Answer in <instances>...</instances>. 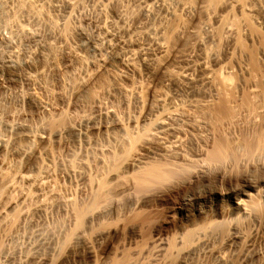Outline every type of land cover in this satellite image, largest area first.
<instances>
[{
	"label": "bare ground",
	"instance_id": "obj_1",
	"mask_svg": "<svg viewBox=\"0 0 264 264\" xmlns=\"http://www.w3.org/2000/svg\"><path fill=\"white\" fill-rule=\"evenodd\" d=\"M4 91L0 264H264V0H0Z\"/></svg>",
	"mask_w": 264,
	"mask_h": 264
},
{
	"label": "rangeland",
	"instance_id": "obj_2",
	"mask_svg": "<svg viewBox=\"0 0 264 264\" xmlns=\"http://www.w3.org/2000/svg\"><path fill=\"white\" fill-rule=\"evenodd\" d=\"M87 8H89V7H87ZM89 12H90L91 14H89ZM92 12H93V11H91L90 8L87 9V13L85 12V15L89 17V18H88V17H87V18H88L90 21L93 20V18H92V17H93V13H92ZM77 14H78V13H76V16H77V18H78V16L81 15V14H80V13H79V15H77ZM87 14H88V15H87ZM84 17H85V16H84ZM85 18H86V17H85ZM88 19H87V21H88ZM91 19H92V20H91ZM92 22H93V21H92ZM92 22H91V23H92ZM88 23H89V22H88ZM91 23H90V24H91ZM6 94L9 96L10 101L8 100V96H7ZM2 95H3L4 97H3ZM5 95H6V96H5ZM12 95H13V94H11V93H9V92H7V91H6V92L4 91V93H3V92L0 93V97H1L0 99H1V102H2V103H1L2 106L6 105V106H4V107H5L6 109H8V111H10V110L12 109L13 112H16V113L20 112V110H21L20 113L23 114V115H26V114H27V111H25V109L27 110V108L25 107V106H26V105H25V101L22 100V99H21V101H20V100H18V99H20V97H18V99H17L15 95H13V97H12ZM10 96H11L12 98H11ZM5 97H6L7 100H6V99H3V98H5ZM13 100H14V104H15V105H14L13 102H12ZM3 104H4V105H3ZM10 104H11V105H10ZM12 104H13V106H12ZM19 105H20V106H19ZM21 105H22V106H21ZM7 106H8V107H7ZM16 108H17V109H16ZM12 110H11L10 112H12ZM22 111H23L24 113H22ZM33 119H34V120H33ZM32 120L35 121V116H34V118H32ZM33 121H32V122H33Z\"/></svg>",
	"mask_w": 264,
	"mask_h": 264
}]
</instances>
